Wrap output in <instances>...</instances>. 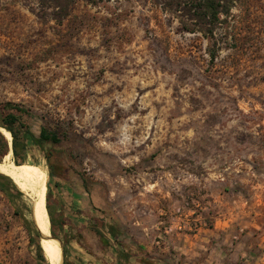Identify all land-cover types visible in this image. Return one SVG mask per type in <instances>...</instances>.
<instances>
[{
	"label": "rangeland",
	"instance_id": "obj_1",
	"mask_svg": "<svg viewBox=\"0 0 264 264\" xmlns=\"http://www.w3.org/2000/svg\"><path fill=\"white\" fill-rule=\"evenodd\" d=\"M226 1L215 19L200 0H70L57 20L0 0V108L58 138L16 165L0 127L16 189L0 192V264H96L48 214L62 256L45 255L18 184L82 194L116 233L99 264H264V0Z\"/></svg>",
	"mask_w": 264,
	"mask_h": 264
},
{
	"label": "trees",
	"instance_id": "obj_2",
	"mask_svg": "<svg viewBox=\"0 0 264 264\" xmlns=\"http://www.w3.org/2000/svg\"><path fill=\"white\" fill-rule=\"evenodd\" d=\"M41 4L48 3L49 5H52V8L57 11V14H53L52 19H62L68 15V2L70 0H37ZM220 1H223V3L226 0H200L202 5L199 6L200 11L202 12L203 16L206 17H213L217 18V15L219 13L226 14L228 12V7L220 5ZM227 2V1H226ZM12 111H15L17 113H24V110L21 108H17L15 105L11 103H6L0 108V127L5 129L7 132H9L11 136V152L14 158V163L16 165H20L23 162H25V159L27 157V151L29 147V142H31L34 146L38 147L40 150L43 149V143L50 141L52 143H57L58 138L55 134L48 133L46 130L41 129L39 135L36 137L29 131L28 128H26L19 120V117L14 114ZM18 127V128H16ZM8 146L6 141L4 140L3 136L0 134V158L3 157L8 153ZM21 172L18 171V175L21 178L22 175ZM30 175L33 178H36V175L34 173L33 169H30ZM28 183L31 182L30 178L26 180ZM41 185L44 187L46 192V184L39 180ZM25 187H30L27 184H24ZM15 190V185L12 182V180L4 175L0 174V192L7 195L9 190ZM41 199L44 203L45 196L40 195ZM55 202V201H54ZM53 202V199L50 198V192L48 190L47 196H46V210L49 218V222L51 225V231L52 236L54 238H59L58 234H55L54 227L58 225L63 230V233H65V219L63 217V214L61 211H57V205ZM31 208L34 209V211L39 214L38 209L36 206L31 203ZM94 220V232L99 237L102 245L104 247H109L111 245V242L109 238H107L106 235H109L112 238H116V233L113 231L112 226H106L102 221L97 220L96 218H93ZM35 228L38 229L39 233L42 235L44 239V232H43V220L41 216L36 215V223L34 225ZM53 239V238H52ZM31 243H33L36 247V250L38 251V257H40L42 260H44L43 256L41 255V248L39 246V243H37L34 239L30 240ZM63 252L66 255V249L65 245L63 246ZM53 250L56 258L59 257L61 254V246L59 242L56 239H53ZM66 264H73L71 262H68Z\"/></svg>",
	"mask_w": 264,
	"mask_h": 264
},
{
	"label": "crops",
	"instance_id": "obj_3",
	"mask_svg": "<svg viewBox=\"0 0 264 264\" xmlns=\"http://www.w3.org/2000/svg\"><path fill=\"white\" fill-rule=\"evenodd\" d=\"M82 197V194H79L77 190H72L64 185L62 187L57 186L55 188L54 203L57 205V211H61L63 214L65 233L70 234L68 244L72 249L77 250L75 254L79 256V251L84 257L91 258L93 255L89 250L96 247L97 251L94 257L96 264L103 263V261L97 259V254L99 250L104 252L108 247H104L99 237L95 234L92 210ZM106 236L109 238L108 235Z\"/></svg>",
	"mask_w": 264,
	"mask_h": 264
},
{
	"label": "bare ground",
	"instance_id": "obj_4",
	"mask_svg": "<svg viewBox=\"0 0 264 264\" xmlns=\"http://www.w3.org/2000/svg\"><path fill=\"white\" fill-rule=\"evenodd\" d=\"M7 134V133H6ZM14 165V164H13ZM12 166V165H11ZM15 166V165H14ZM0 169L3 171V166L2 165H0ZM10 170H11V172H12V167L10 168ZM4 172V171H3ZM13 174H14V178L16 179V181L18 180V178H17V176L15 175V173L13 172ZM28 176L32 179V180H34V181H36L38 184H40L41 185V183L38 181V180H36L35 178H33L31 175H29L28 174ZM19 185V190L20 191H22L23 193H25L28 197H30L33 201H34V203H35V205H36V208L38 209V211H39V213H40V216L42 217V218H46V216H47V210H46V197H45V200H44V203H43V201L41 200V198L38 196V195H36L34 192H32V191H30L28 188H26V187H24V186H22V185H20V184H18ZM42 186V185H41ZM42 188L44 189V187L42 186ZM44 192H45V189H44ZM45 195H46V192H45ZM45 222H46V219H45ZM47 223V222H46ZM47 225V224H46ZM48 238L50 239V237H49V235H48ZM40 246H41V248L43 249V252L45 253V255L50 259V260H55L56 259V257L53 255V253H52V250L51 249H49L48 248V246L45 244V242H44V239H43V237L40 239Z\"/></svg>",
	"mask_w": 264,
	"mask_h": 264
},
{
	"label": "water",
	"instance_id": "obj_5",
	"mask_svg": "<svg viewBox=\"0 0 264 264\" xmlns=\"http://www.w3.org/2000/svg\"><path fill=\"white\" fill-rule=\"evenodd\" d=\"M39 233V232H38ZM39 235L42 237V235L39 233Z\"/></svg>",
	"mask_w": 264,
	"mask_h": 264
}]
</instances>
